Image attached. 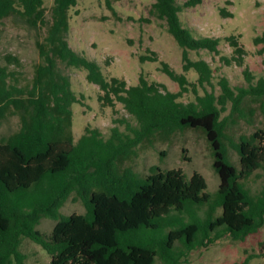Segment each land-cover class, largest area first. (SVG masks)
I'll list each match as a JSON object with an SVG mask.
<instances>
[{
	"label": "trees",
	"instance_id": "obj_1",
	"mask_svg": "<svg viewBox=\"0 0 264 264\" xmlns=\"http://www.w3.org/2000/svg\"><path fill=\"white\" fill-rule=\"evenodd\" d=\"M78 1L53 0L47 20L43 0H0V23L11 17L31 28L45 27L43 39L36 41L40 61L30 83L17 84L7 66L0 65V122L9 115L19 118V128L0 139V264H24L25 238L50 255L47 264H180L192 250L218 238L243 241L256 234L264 225V125L236 142L228 128L239 119L252 122L257 111L264 117V76L255 78L244 68L245 85L233 87L222 76L218 94L206 90L213 69L202 58L190 59L188 51L218 53L220 38L194 35L179 15L201 0H154L151 14L165 21L181 48L183 70L193 69L196 80L189 81L152 50L139 60L158 62L179 90L143 74L134 85L123 77H107L95 60L74 51L66 40L68 11ZM239 37H224L238 64L245 53ZM253 41L264 43V33ZM258 53H264V44ZM7 61L19 63L11 55ZM59 61L85 70L87 81L99 88L101 105L120 102L136 125L116 120L125 123L127 132L115 125L107 137L86 126L75 140L71 105L78 98L70 79L59 71ZM198 87L204 88L202 94ZM189 91L193 100H179ZM186 128L201 130L209 143L219 177L213 192L198 171L187 176L180 167L154 166L139 176L127 164L141 143L165 140ZM226 142L238 155V167L228 159ZM257 170L263 182L252 191L246 180ZM71 194L84 204V213L60 212ZM43 217L55 220L49 234L37 227Z\"/></svg>",
	"mask_w": 264,
	"mask_h": 264
},
{
	"label": "rangeland",
	"instance_id": "obj_2",
	"mask_svg": "<svg viewBox=\"0 0 264 264\" xmlns=\"http://www.w3.org/2000/svg\"><path fill=\"white\" fill-rule=\"evenodd\" d=\"M184 0H177L182 3ZM154 0H79L71 7L69 14V29L65 35L70 47L83 53L89 59L95 60L107 76L123 77L128 85H134L140 74L148 80L164 83L171 91L179 90L177 82L170 79L160 70L158 62L139 60V55L149 50L158 54L178 73H184L189 81H195L197 73L182 67L181 48L166 30L164 20L151 14L150 9ZM46 19H51L53 0H43ZM224 8L230 15L221 13ZM180 19L196 36L219 37L218 53L205 49L189 50L192 60L199 58L207 61L213 69L211 84L205 89L220 92L218 80L224 76L231 86L245 85L243 75L247 68L255 78L264 76V53L258 49L264 43L255 44L254 37L264 33V0H201L192 7L183 8ZM230 34H239V41L245 53L241 62L231 59L232 48L224 40ZM45 27L31 28L18 19L7 17L0 23V65H6L13 73L11 80L19 85L31 82L34 66L40 61L36 46L37 40H42ZM15 56L19 63H8V56ZM223 58H229V63ZM237 58V57H236ZM59 71L66 75L71 82V88L78 102L71 105L72 133L77 140L85 131L86 126L98 128L104 137L109 136L111 128L118 126L125 130V123L118 122L126 118L132 125L135 119L128 114L120 102L112 107L102 106L97 99L99 88L90 83L85 77V70L66 66L58 62ZM200 94L204 88L198 87ZM192 92L183 93L179 100H193ZM229 107V105H228ZM227 114V110L223 112ZM264 125V117L259 111L252 116V122L243 119L229 125L228 134L236 142L241 134H250L256 128ZM19 128L17 115H9L0 122V139L8 136ZM228 145V159L238 167V155ZM136 154L127 164L132 165L139 176H144L154 166L166 170L180 167L189 176L193 171L200 172L207 181V190H216L219 177L212 168V154L209 143L201 130L186 128L175 132L170 138L155 139L143 142L136 149ZM184 157L186 159H184ZM261 170H257L246 185L252 191L260 189L263 179ZM62 214L84 213L85 206L74 194L60 208ZM219 212V210H218ZM55 220L43 217L38 229L49 234ZM21 252L25 255L24 264H47L50 255L32 240L25 238ZM249 258L248 264H264V225L254 234L243 241L232 240L229 236L218 238L208 246L192 250L187 261L180 264H233Z\"/></svg>",
	"mask_w": 264,
	"mask_h": 264
}]
</instances>
